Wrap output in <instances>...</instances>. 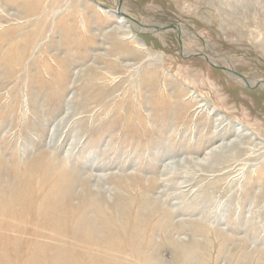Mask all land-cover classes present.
Listing matches in <instances>:
<instances>
[{"label":"rangeland","instance_id":"rangeland-1","mask_svg":"<svg viewBox=\"0 0 264 264\" xmlns=\"http://www.w3.org/2000/svg\"><path fill=\"white\" fill-rule=\"evenodd\" d=\"M0 264H264V0H0Z\"/></svg>","mask_w":264,"mask_h":264},{"label":"bare ground","instance_id":"bare-ground-1","mask_svg":"<svg viewBox=\"0 0 264 264\" xmlns=\"http://www.w3.org/2000/svg\"><path fill=\"white\" fill-rule=\"evenodd\" d=\"M133 38V37H132ZM239 77V76H238ZM248 83H252V82H248ZM212 150H216V149H212ZM43 170V169H42ZM47 170V169H46ZM45 174V173H44Z\"/></svg>","mask_w":264,"mask_h":264},{"label":"water","instance_id":"water-1","mask_svg":"<svg viewBox=\"0 0 264 264\" xmlns=\"http://www.w3.org/2000/svg\"><path fill=\"white\" fill-rule=\"evenodd\" d=\"M234 74H236L237 76L239 75V74H237L236 72H234ZM261 84V83H260Z\"/></svg>","mask_w":264,"mask_h":264}]
</instances>
